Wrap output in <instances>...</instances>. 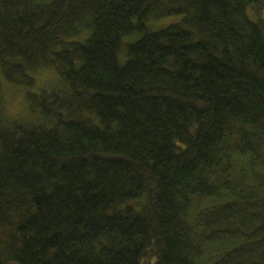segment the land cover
I'll return each mask as SVG.
<instances>
[{"label": "trees", "instance_id": "1", "mask_svg": "<svg viewBox=\"0 0 264 264\" xmlns=\"http://www.w3.org/2000/svg\"><path fill=\"white\" fill-rule=\"evenodd\" d=\"M0 264H264V0H0Z\"/></svg>", "mask_w": 264, "mask_h": 264}, {"label": "rangeland", "instance_id": "2", "mask_svg": "<svg viewBox=\"0 0 264 264\" xmlns=\"http://www.w3.org/2000/svg\"><path fill=\"white\" fill-rule=\"evenodd\" d=\"M179 19L180 18L177 16L171 17L160 23L153 24V26H155L156 28L158 27L164 28L170 24L178 22ZM53 79L54 77L52 76V74L45 73L43 75H40L38 83L40 85H44L49 83ZM22 109H23V98L21 94L16 89L10 90L8 92V102H7L8 113L13 117L20 116L21 113L23 112Z\"/></svg>", "mask_w": 264, "mask_h": 264}]
</instances>
